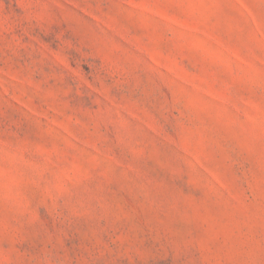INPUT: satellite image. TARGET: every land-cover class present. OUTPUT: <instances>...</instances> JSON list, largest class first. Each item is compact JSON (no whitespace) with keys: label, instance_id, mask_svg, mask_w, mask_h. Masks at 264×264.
Masks as SVG:
<instances>
[{"label":"rangeland","instance_id":"1","mask_svg":"<svg viewBox=\"0 0 264 264\" xmlns=\"http://www.w3.org/2000/svg\"><path fill=\"white\" fill-rule=\"evenodd\" d=\"M0 264H264V0H0Z\"/></svg>","mask_w":264,"mask_h":264}]
</instances>
